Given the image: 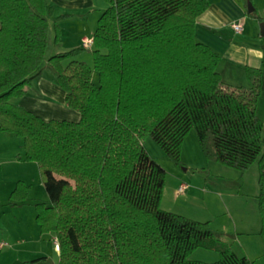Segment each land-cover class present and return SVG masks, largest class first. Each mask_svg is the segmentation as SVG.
Instances as JSON below:
<instances>
[{"label":"trees","instance_id":"trees-1","mask_svg":"<svg viewBox=\"0 0 264 264\" xmlns=\"http://www.w3.org/2000/svg\"><path fill=\"white\" fill-rule=\"evenodd\" d=\"M103 1L108 7L92 36L93 67L75 60L81 47L47 61L66 106L80 119L45 122L11 99L40 75L49 6L0 0V133L23 140L17 162L37 166L48 203L34 206L35 221L41 234L55 236L57 264H253L209 223L160 209L165 171L143 140L150 137L179 167L191 130L209 163L245 173L258 160L264 245V134L256 115L261 71L245 69L248 87L223 83L219 55L195 40L208 0ZM54 33L57 45V25ZM30 189L18 181L9 200L25 201ZM200 248L217 253L218 261L188 260Z\"/></svg>","mask_w":264,"mask_h":264},{"label":"rangeland","instance_id":"rangeland-1","mask_svg":"<svg viewBox=\"0 0 264 264\" xmlns=\"http://www.w3.org/2000/svg\"><path fill=\"white\" fill-rule=\"evenodd\" d=\"M256 1L257 4L254 0H251V2L242 0V11L245 17L250 16V18L255 19V23H257L259 28V19L261 17H263L261 19H264V0ZM46 2H50L52 5L49 6L47 4L49 6L47 14L49 35L47 50L44 56L43 67L40 71V75L44 74L50 82L57 85L55 73L49 65H47L48 59L58 53H64L81 47L87 51L81 53L75 58V60L83 62L89 67H93V57L91 52H88L92 50V46L89 41L96 29L97 21L100 15L107 9L108 5L103 0H57L54 3L53 0H46ZM248 3H251L253 8H256L257 6L259 9L258 12L256 11L248 14ZM55 25H57L60 29V43L57 45L54 44ZM63 63L65 64L66 62L64 61ZM261 74L263 81L261 84L260 95L257 100L256 115L263 125L264 134V72ZM97 81V74L93 73V82L96 84ZM0 146L2 147L0 148V160L5 161L12 155V153H15V163L20 164V162L16 161V156L24 153L22 139L16 138L10 134L0 133ZM143 146L148 156L165 171V181L160 202L162 206L166 205V207L170 208L173 195L172 191L176 188L175 183L179 182L188 184L192 186V188L199 187V189H202L204 187V180L208 179V187L210 191H216L219 189L232 192L243 190V193L248 194H251L253 190L257 191L256 187L258 186L257 182L259 174L258 160L255 161L245 173H239L219 164L209 163L204 158L194 130H191L182 142L180 167L176 166L150 137L144 138ZM15 168L20 169L21 167H19V165H15L12 171L11 168L9 169V173H12V175H9L11 179L7 178L5 180V178H3L0 180V244L6 243L7 245L5 248H0V264H25V261L27 260L23 256L26 251L25 249L28 250L32 247H34V250L39 249L41 252L43 251V253L46 254L47 259L43 264H56L59 257L54 252L52 242L50 241L51 235L41 234L40 228L35 221L36 211L34 206L36 204L48 203V198L44 189H42L43 187L41 185L39 173L35 172V174L32 175V171H29L30 174H28L27 180L31 181L30 184L32 185V192L28 199L23 202L11 201L9 200V196L13 187H11L12 182H10L12 177L15 178L14 186L18 181L23 182V179H26L20 171L19 173H16L17 170ZM242 183H245L246 186H243ZM251 184L255 188L253 187L250 190L251 186L249 187V185ZM257 194L259 193L257 192ZM205 195L208 197V194ZM198 197L199 199L204 200L205 203L207 202V205H209L208 213L211 216L209 220H201L203 219L202 217H198L196 219L194 214L191 213L193 210L195 211V209L189 208V205L184 203H180V205L175 209V211L179 214L173 212L170 213L194 222L209 223L210 229L215 234L219 233L220 228L223 227L231 230L226 208L216 204V200L213 196H210L211 198L208 199L204 198L201 194V196ZM213 200L215 203L212 202ZM206 221H211V223ZM10 231H15V233L11 234ZM38 237H41V239L36 243L35 239ZM20 240L27 242L31 241L34 244L21 245L19 243ZM14 241L15 248H11V245L14 246ZM235 243L236 244L232 243L231 240L227 242V245L234 253L238 251V242L236 241ZM218 259L219 255L217 253L201 248L193 251L188 257V260L190 261L202 263H214L218 261Z\"/></svg>","mask_w":264,"mask_h":264},{"label":"crops","instance_id":"crops-1","mask_svg":"<svg viewBox=\"0 0 264 264\" xmlns=\"http://www.w3.org/2000/svg\"><path fill=\"white\" fill-rule=\"evenodd\" d=\"M55 1L57 0H53V3ZM208 1V9L196 19L195 40L209 47L213 52L219 55L220 61L216 70L226 86L230 88L248 87L249 83L245 75L246 68L257 69L260 70L261 73L264 72V38L260 36L259 28L257 23H255L256 20L250 18V16L245 17L242 11V0ZM254 2L257 4L256 0H254ZM47 4L49 6L52 5L50 2ZM254 9H256L257 12L259 10L257 6ZM261 18L258 19L262 20ZM234 24H239L241 26L239 32L234 31L232 27ZM88 52H91V50ZM65 62V64L62 63L63 66L68 63V61ZM58 87L59 86L55 83L50 82L44 74H41L33 79L29 86L23 88L24 95L21 98L12 99L11 103L33 113L45 122L51 120L78 122L80 115L66 106L64 92ZM0 148L2 147L0 146ZM14 158L15 153H12L7 160H0V180L3 178H5V180L10 178L9 175H12V173H9V169L11 168L12 171L15 165H19L21 168H15L17 170L16 173L20 171L24 175V178H26L23 179V182L31 187L28 195L29 197L32 192V185L30 184L31 181L27 180V177L28 174H30V170L32 171V175H34L35 172L38 173L37 166L34 163L16 164ZM10 182H12L11 187L13 186L12 192L15 187V178L12 177ZM242 185L246 186L245 183H242ZM182 186H184L185 189L179 191V188ZM175 187L176 188L172 191L173 195L171 201V205L174 208L170 205V209L166 207V205L162 206L160 203L162 211L179 214L175 209L180 203H184L189 205V208L195 209V211L193 210L191 213L194 214L196 219L202 217L203 219L201 220H209L211 217L208 213L209 205H207V202L205 203L204 200L199 199L198 196L202 194L204 198L208 199L211 198L210 196H213L216 200V204L226 208L229 217V226L231 228V230H228L226 227H223L220 228L219 233L215 234L212 231L213 234L226 244L229 240L234 244H236L235 242L237 241L238 246H236L238 251H235V254L238 256L246 257L253 264H264V245L259 236L261 224L257 200V192L259 193L258 186L256 187L257 191L253 190L251 194L243 193V190L232 192L223 189H215L216 191H210L208 179L204 180V187L202 189H199V187L192 188V186L184 184L183 182L175 183ZM249 187L251 190L254 186L251 184ZM205 194H208V197ZM212 202H214V200ZM206 222L211 223V221ZM10 233L13 234L15 231H10ZM50 235V241L54 249L56 239L53 234L50 233ZM40 239L41 237H38L35 239V242L37 243ZM19 243L21 245L34 244L31 241L27 242L23 240H20ZM5 247H7L6 243L0 244L1 249ZM12 247L15 248V241L14 246L11 245V248ZM25 250L23 254L27 259L25 263L46 258V254L43 253V251L41 252L39 249L34 250V247ZM54 252L59 257L58 251L54 249Z\"/></svg>","mask_w":264,"mask_h":264},{"label":"water","instance_id":"water-1","mask_svg":"<svg viewBox=\"0 0 264 264\" xmlns=\"http://www.w3.org/2000/svg\"><path fill=\"white\" fill-rule=\"evenodd\" d=\"M254 12V8L253 6L251 5V3H248V10H247V13L248 14H251ZM259 33H260V36L262 38H264V21L260 23L259 25Z\"/></svg>","mask_w":264,"mask_h":264},{"label":"built area","instance_id":"built-area-1","mask_svg":"<svg viewBox=\"0 0 264 264\" xmlns=\"http://www.w3.org/2000/svg\"><path fill=\"white\" fill-rule=\"evenodd\" d=\"M232 27H233V29H234L235 32H239V31L241 30V26H240L239 24H234ZM89 43H90L91 46H92V39L89 41ZM184 189H185V187L182 186L181 188H179V191H183ZM54 249H55L56 251H58V245H57V242H56V244H55V246H54Z\"/></svg>","mask_w":264,"mask_h":264}]
</instances>
